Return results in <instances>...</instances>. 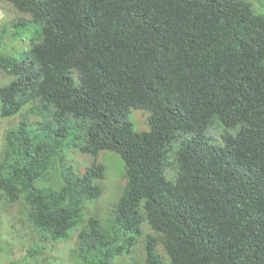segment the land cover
I'll return each instance as SVG.
<instances>
[{"label":"trees","instance_id":"1","mask_svg":"<svg viewBox=\"0 0 264 264\" xmlns=\"http://www.w3.org/2000/svg\"><path fill=\"white\" fill-rule=\"evenodd\" d=\"M3 1L25 14L10 24L19 38L32 31L17 56L0 53V115H18L0 194L40 238L74 236L77 264H137L145 222L143 264H264V12L247 0ZM132 108L148 111L147 131ZM68 150L92 160L77 173ZM104 150L124 173L102 221L84 211L102 193Z\"/></svg>","mask_w":264,"mask_h":264},{"label":"rangeland","instance_id":"2","mask_svg":"<svg viewBox=\"0 0 264 264\" xmlns=\"http://www.w3.org/2000/svg\"><path fill=\"white\" fill-rule=\"evenodd\" d=\"M257 12H264V0H247ZM28 16V15H27ZM26 16V17H27ZM25 14L18 12L11 4L0 0V53H9L17 56L27 48L32 29L23 37L11 29V22L24 18ZM29 17V16H28ZM27 17V18H28ZM11 79L0 71V86ZM148 111L141 108L130 109L127 119L137 131H147ZM18 120V115L4 117L0 115V150L3 143V134L9 125ZM66 159L75 172L80 173L92 157L78 151H66ZM98 161L104 166V177L98 181L102 187V193L97 200L85 205L86 215H95L102 221L107 218L113 203L118 198L122 184L124 166L120 156L114 152L104 150L99 153ZM51 177V176H50ZM55 178L44 181L43 184L57 186ZM142 235L137 238L132 252L127 257L137 264H143V238L146 233H152L144 222L141 225ZM39 250L32 257H25L29 247L34 245ZM75 245V237L68 240H43L35 228L29 223L25 209L20 202H8L0 194V264H77L70 255V249ZM160 253L162 250L158 249Z\"/></svg>","mask_w":264,"mask_h":264}]
</instances>
